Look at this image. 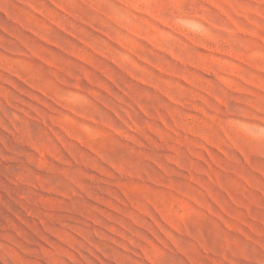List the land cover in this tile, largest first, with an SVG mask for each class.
Segmentation results:
<instances>
[{"label": "rangeland", "instance_id": "rangeland-1", "mask_svg": "<svg viewBox=\"0 0 264 264\" xmlns=\"http://www.w3.org/2000/svg\"><path fill=\"white\" fill-rule=\"evenodd\" d=\"M0 264H264V0H0Z\"/></svg>", "mask_w": 264, "mask_h": 264}]
</instances>
